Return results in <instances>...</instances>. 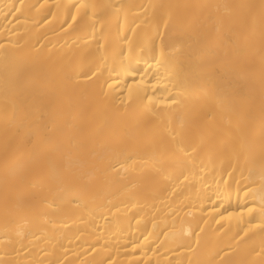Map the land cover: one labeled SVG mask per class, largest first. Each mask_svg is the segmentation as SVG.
<instances>
[{
  "label": "bare ground",
  "instance_id": "6f19581e",
  "mask_svg": "<svg viewBox=\"0 0 264 264\" xmlns=\"http://www.w3.org/2000/svg\"><path fill=\"white\" fill-rule=\"evenodd\" d=\"M0 264H264V0H0Z\"/></svg>",
  "mask_w": 264,
  "mask_h": 264
}]
</instances>
